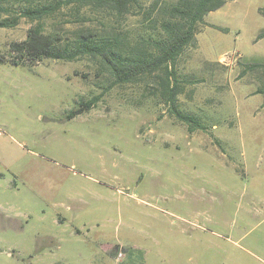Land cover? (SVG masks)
<instances>
[{"label": "rangeland", "instance_id": "obj_1", "mask_svg": "<svg viewBox=\"0 0 264 264\" xmlns=\"http://www.w3.org/2000/svg\"><path fill=\"white\" fill-rule=\"evenodd\" d=\"M173 1L123 16L66 7L43 25L138 45ZM40 2L0 0V19ZM231 2L176 62L192 130L160 72L115 83L87 57L0 63V264H264V0ZM35 23L0 27V56Z\"/></svg>", "mask_w": 264, "mask_h": 264}, {"label": "trees", "instance_id": "obj_2", "mask_svg": "<svg viewBox=\"0 0 264 264\" xmlns=\"http://www.w3.org/2000/svg\"><path fill=\"white\" fill-rule=\"evenodd\" d=\"M143 1L145 0H51L50 3L25 4L17 9L18 12L14 11L15 15L1 18L0 27L15 25L19 16L36 23L29 27L25 39L9 43L10 57L0 56V63L19 65L26 64V59L75 60L87 57L107 70L115 83L132 82L160 72L157 74V89L167 103L169 112L185 121L189 130H192L198 124L177 107L180 86L176 76V62L186 47L196 45V31L205 25V15L229 0H176L163 4L156 14L158 34L146 39L142 37L138 45L132 46L116 34H96L89 31H79L70 39H62L58 34L46 33L43 25L46 18L55 17L60 9L66 7L75 10L77 18H80L79 9L82 7L123 16L140 9ZM7 7L9 6H5L3 11L9 12L10 8ZM259 12L264 13V6L259 8ZM257 37H264V30ZM94 99L96 98L81 104L66 117L70 119L82 113L83 107H91Z\"/></svg>", "mask_w": 264, "mask_h": 264}, {"label": "crops", "instance_id": "obj_3", "mask_svg": "<svg viewBox=\"0 0 264 264\" xmlns=\"http://www.w3.org/2000/svg\"><path fill=\"white\" fill-rule=\"evenodd\" d=\"M231 1H235V0H229V1H227L223 6L227 5V4L230 3ZM231 3H232V2H231ZM223 6H221V8H222ZM205 21H206V20H205Z\"/></svg>", "mask_w": 264, "mask_h": 264}]
</instances>
